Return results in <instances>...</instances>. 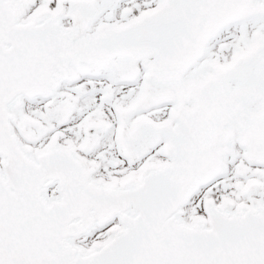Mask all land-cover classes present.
I'll use <instances>...</instances> for the list:
<instances>
[{"label": "snow or ice", "instance_id": "1", "mask_svg": "<svg viewBox=\"0 0 264 264\" xmlns=\"http://www.w3.org/2000/svg\"><path fill=\"white\" fill-rule=\"evenodd\" d=\"M0 264H264V0H0Z\"/></svg>", "mask_w": 264, "mask_h": 264}]
</instances>
